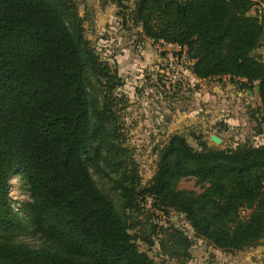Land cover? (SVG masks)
Returning a JSON list of instances; mask_svg holds the SVG:
<instances>
[{"label": "trees", "instance_id": "trees-1", "mask_svg": "<svg viewBox=\"0 0 264 264\" xmlns=\"http://www.w3.org/2000/svg\"><path fill=\"white\" fill-rule=\"evenodd\" d=\"M99 1L128 10L124 23L145 38L183 48L198 80L229 78L256 91L252 118L264 125V57L255 55L264 47V16L253 13L255 0ZM85 22L74 0H0V264H157L140 250L128 215L148 197L160 212L184 215L219 250L260 246L264 144L201 142L198 150L176 133L143 185L127 146L122 79L92 47ZM95 174L112 180L121 208ZM13 175L30 193L28 223L45 248L12 240L28 229L9 197ZM188 178L201 194L179 189ZM164 236L161 246L172 252L190 247L175 226Z\"/></svg>", "mask_w": 264, "mask_h": 264}, {"label": "rangeland", "instance_id": "rangeland-1", "mask_svg": "<svg viewBox=\"0 0 264 264\" xmlns=\"http://www.w3.org/2000/svg\"><path fill=\"white\" fill-rule=\"evenodd\" d=\"M74 1L79 5L80 15L86 19L84 27L92 47L122 79L123 85L117 93L128 100L123 119L127 146L139 166L143 185L154 177L159 152L176 133L184 134L198 150L201 142L219 149H233L247 142L255 146L264 144V125L258 127L252 118L260 105L257 94H248V89L229 78L199 82L192 74L193 62L186 53L155 43L145 38L141 29L124 23L128 10L115 5L103 7L99 0ZM133 1L128 6H132ZM255 2L253 13L258 10L264 16V0ZM255 55L264 57V47ZM206 89L208 98L202 100L201 91ZM217 95L223 98L219 105ZM218 108L227 113L225 118L215 116ZM212 136L220 137L222 143H213ZM95 179L121 208L119 191L112 180L99 174H95ZM9 184L12 207L19 219L27 222L28 228L18 235L13 234V242L45 248L47 245L28 223L25 206L32 199L22 176L13 175ZM179 189L203 192L194 178L183 179ZM248 214L249 211H242V217ZM128 215L133 225L131 233L137 237L140 250L157 264H264V242L241 252L219 250L198 237L184 215L174 211L163 213L154 208L151 197ZM173 226L190 241L188 249L172 252L171 248L161 246L165 231Z\"/></svg>", "mask_w": 264, "mask_h": 264}, {"label": "crops", "instance_id": "crops-1", "mask_svg": "<svg viewBox=\"0 0 264 264\" xmlns=\"http://www.w3.org/2000/svg\"><path fill=\"white\" fill-rule=\"evenodd\" d=\"M198 80V79H197ZM199 82H202V81H206V80H198ZM211 84H213V83H211ZM217 90V89H216ZM218 91V90H217ZM202 92V94H203V98H202V100H207V98H208V94H207V89L206 90H204V91H201ZM255 94H257V92L255 91L254 92ZM248 94H253V92H251V91H248ZM205 96V97H204ZM257 96H258V94H257ZM217 97H218V101H216L217 102V105H219V102H222L221 100L223 99L222 97H219L218 95H217ZM216 97V98H217ZM213 99H215V97L213 98ZM210 107H212L211 105H210ZM220 107V106H219ZM219 110H218V112H216L215 113V116H222V117H226V115H227V113L225 112L224 113V110H222V111H220V108H218ZM218 114V115H217Z\"/></svg>", "mask_w": 264, "mask_h": 264}, {"label": "built area", "instance_id": "built-area-1", "mask_svg": "<svg viewBox=\"0 0 264 264\" xmlns=\"http://www.w3.org/2000/svg\"><path fill=\"white\" fill-rule=\"evenodd\" d=\"M162 44H164V45H166L167 47H169V48H174V49H177L178 51H183V48H181L180 46H178V45H172V44H166V43H164V42H162ZM174 65V61L171 59L170 60V66L172 67Z\"/></svg>", "mask_w": 264, "mask_h": 264}, {"label": "water", "instance_id": "water-1", "mask_svg": "<svg viewBox=\"0 0 264 264\" xmlns=\"http://www.w3.org/2000/svg\"><path fill=\"white\" fill-rule=\"evenodd\" d=\"M211 141H212L213 143H215L216 145H219V144L222 143V139H221L220 137H218V136H212V137H211Z\"/></svg>", "mask_w": 264, "mask_h": 264}]
</instances>
